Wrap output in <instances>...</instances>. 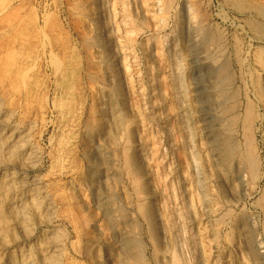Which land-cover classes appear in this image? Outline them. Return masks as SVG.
Listing matches in <instances>:
<instances>
[{
    "label": "rangeland",
    "instance_id": "obj_1",
    "mask_svg": "<svg viewBox=\"0 0 264 264\" xmlns=\"http://www.w3.org/2000/svg\"><path fill=\"white\" fill-rule=\"evenodd\" d=\"M106 1L115 19L92 23L90 0H0V111L42 149L28 174L45 182L58 221L34 226L22 242L37 246L44 231H58L71 253L62 264H264V0ZM107 70L118 77L107 98L122 113L109 133L98 112ZM225 136L240 152L231 160ZM4 219L0 264L15 259L19 243Z\"/></svg>",
    "mask_w": 264,
    "mask_h": 264
},
{
    "label": "bare ground",
    "instance_id": "obj_2",
    "mask_svg": "<svg viewBox=\"0 0 264 264\" xmlns=\"http://www.w3.org/2000/svg\"><path fill=\"white\" fill-rule=\"evenodd\" d=\"M113 2V1H112ZM109 3L108 1H106V0H90V8H88V9H91V14H90V18H91V21H92V23L93 22H95V23H99V22H101V21H103L104 22V18L106 17V16H109V17H111L112 18V20L113 19H115V16L114 15H116V14H114V12H115V10H114V8H115V4L114 3ZM120 2V1H119ZM88 3V2H87ZM111 4H114V6H112ZM160 4V3H159ZM259 4V3H258ZM156 5V4H155ZM168 5V4H167ZM263 5V4H262ZM128 6V5H127ZM171 6V5H170ZM169 6V7H170ZM89 7V6H88ZM114 7V8H113ZM171 8V7H170ZM118 8H116V10H117ZM128 10V9H127ZM170 10V9H169ZM89 12H90V10H88ZM164 11V10H163ZM192 11V10H191ZM118 12V11H117ZM116 12V13H117ZM88 15H89V13H88ZM125 15V14H124ZM87 16V15H86ZM118 16V15H117ZM88 17V16H87ZM106 18L105 20H106V22H109V20L108 19H110V18ZM89 18V19H90ZM118 18V17H117ZM136 19V18H135ZM253 19V18H252ZM108 20V21H107ZM140 20V19H139ZM249 21V20H248ZM111 22V21H110ZM115 22V21H114ZM125 22H126V19H125ZM102 23V22H101ZM111 23H113V21L111 22ZM110 23V24H111ZM129 23V22H128ZM259 23V22H258ZM126 24V23H125ZM90 25V24H89ZM106 25V24H105ZM116 25H118V22H117V24ZM257 25V24H256ZM94 26V25H93ZM107 26V25H106ZM100 27V26H99ZM102 27H104V25H102ZM109 27H112V26H109ZM119 27V26H118ZM117 26H116V30H115V32L116 31H118L117 30V28H118ZM122 27V26H121ZM75 28H76V26H75ZM93 28V27H92ZM95 29L97 28V25H96V27H94ZM74 29V28H73ZM94 29V30H95ZM101 29H104V28H101ZM110 29V28H109ZM113 30V29H112ZM111 29L109 30L110 32L112 31ZM103 31V30H102ZM108 31V30H107ZM109 31H108V33L106 34V35H108L109 34ZM98 32V31H97ZM113 32V31H112ZM96 33V32H95ZM126 33V32H125ZM260 33V32H259ZM101 34V33H100ZM113 34V33H112ZM124 34V33H123ZM129 34V33H128ZM95 35V34H94ZM97 35V34H96ZM119 35V34H118ZM81 36V35H80ZM84 36V35H83ZM103 36H104V34H103ZM109 36V35H108ZM110 36H112L111 34H110ZM120 36V35H119ZM123 36H125V34L123 35ZM91 37H92V35H91ZM91 37H90V39H91ZM100 37V36H99ZM99 37H97V39H99ZM114 37V36H113ZM118 37V36H117ZM263 37V36H262ZM90 39H89V41H90ZM93 39V38H92ZM108 39V38H107ZM118 39V38H117ZM94 40V39H93ZM48 41V40H47ZM100 41V40H99ZM102 41V40H101ZM109 41V40H108ZM116 41V40H115ZM115 41H113V42H115ZM118 41V40H117ZM116 41V42H117ZM123 41V40H122ZM211 41V40H210ZM97 42V41H96ZM107 42V41H106ZM119 42V41H118ZM43 43V42H42ZM88 43H90V42H88ZM47 44H48V42H47ZM52 44V43H51ZM94 44H96V43H94ZM98 44V43H97ZM108 44H109V42H108ZM112 44V43H111ZM114 44V43H113ZM112 44V45H113ZM116 44H119V43H116ZM85 45V44H84ZM110 45V44H109ZM115 45V44H114ZM48 46V45H47ZM51 46V45H50ZM50 46H49V48H50ZM98 46V45H97ZM120 46V45H119ZM121 46H123V44L121 45ZM210 47V46H209ZM44 48H45V46H44ZM44 48H42V49H44ZM89 48V47H88ZM93 48H94V46H93ZM97 48H99V47H97ZM101 48V47H100ZM99 48V49H100ZM110 48V47H109ZM116 48V47H115ZM122 48V47H121ZM124 48V47H123ZM46 49V48H45ZM47 49H48V47H47ZM117 49V48H116ZM119 49V48H118ZM26 50V49H25ZM56 50V49H55ZM91 50V49H90ZM48 51V50H47ZM169 51V50H168ZM48 52H50V50L48 51ZM95 52V51H94ZM102 52V51H101ZM100 52V53H101ZM110 52V51H109ZM118 52V51H117ZM122 52H124L123 50H122ZM5 53V52H4ZM46 53V52H45ZM52 52H50V54H51ZM96 53V52H95ZM108 52H106L105 54H107ZM121 53V52H120ZM37 54V53H36ZM49 54V53H48ZM49 54V55H50ZM104 54V53H103ZM108 54H110V53H108ZM119 54V53H118ZM123 54H125V52L123 53ZM122 54V55H123ZM5 55V54H4ZM17 55V54H16ZM64 55H66V54H64ZM96 55H99V54H97L96 53ZM100 55H102V54H100ZM121 55V56H122ZM47 56V55H46ZM53 56H54V54H53ZM52 56V57H53ZM19 57V56H18ZM50 57V56H49ZM55 57V56H54ZM57 57H58V55H57ZM99 57V56H98ZM102 57V56H101ZM8 58V57H7ZM35 58V57H34ZM62 58V57H61ZM104 58V57H103ZM107 58V57H106ZM119 58H120V56H119ZM163 58V57H162ZM259 58V57H258ZM6 59V58H5ZM37 59V58H36ZM55 59H56V57H55ZM64 59H67V58H64ZM112 59V58H111ZM121 59V58H120ZM52 60H54V58L52 59ZM51 60V61H52ZM59 60H60V58H59ZM89 60V59H88ZM97 60H98V58H97ZM105 60H108V59H105ZM54 61H57V60H54ZM100 61V60H99ZM213 61V60H212ZM263 61V60H262ZM47 62H49V61H47ZM58 62V61H57ZM61 62V61H60ZM123 62H124V60H123ZM214 62V61H213ZM53 62H51V64H52ZM100 63V62H99ZM103 63H104V59H103ZM111 63V62H110ZM163 63V62H162ZM59 64V63H58ZM61 64V63H60ZM97 64H98V62H97ZM121 64H123L122 62H121ZM128 64V63H127ZM213 64V63H212ZM262 64V63H261ZM11 65H12V62H11ZM10 65V66H11ZM53 65L55 66V65H57V64H54L53 63ZM53 65H52V67H53ZM65 65V64H64ZM95 65V64H94ZM111 65V64H110ZM119 65V64H118ZM9 66V67H10ZM122 66V65H121ZM125 66V65H124ZM123 66V67H124ZM65 67V66H64ZM96 67H97V65H96ZM122 67V68H123ZM164 67V66H163ZM166 67V66H165ZM20 68V67H19ZM18 68V69H19ZM54 68V67H53ZM58 68L59 67H57V69L56 68H54L55 69V71H54V69H53V71L54 72H56V70H58ZM106 68V67H105ZM108 68V67H107ZM167 68V67H166ZM178 68V67H177ZM176 68V69H177ZM25 69V68H24ZM61 69V68H60ZM23 70V69H22ZM65 70V69H64ZM96 70H97V68H96ZM102 70V69H101ZM113 70V69H112ZM122 70V69H121ZM124 70V69H123ZM127 70H129V69H125V71H127ZM218 70V69H217ZM27 71V70H26ZM29 71V70H28ZM99 71V70H98ZM103 71V70H102ZM164 71V70H163ZM7 72V71H6ZM60 72V71H59ZM95 72V71H94ZM100 72V71H99ZM128 72V71H127ZM167 72V71H166ZM222 72V71H221ZM261 72V71H260ZM259 72V73H260ZM23 73V72H22ZM117 73H118V71H117ZM18 74V73H17ZM61 74V73H60ZM59 74V75H60ZM96 74V73H95ZM120 75H121V73H119ZM118 74V75H119ZM125 74V73H124ZM225 74V73H224ZM51 75V74H50ZM262 75H264V74H262ZM22 76V75H21ZM54 76V75H53ZM62 76H63V74H62ZM61 76V77H62ZM65 76V75H64ZM103 76V77H102ZM125 76H126V74H125ZM259 76V75H258ZM17 77V76H16ZM57 77H58V75H57ZM60 77V76H59ZM60 77V78H61ZM101 77L104 79V81L106 82V84H104V86H101V87H99V88H101V89H98V90H101V92H99V93H101L100 94V99H99V104H100V109H99V114H100V117H101V121H102V124H103V126H105V127H107L108 128V130H107V132L108 131H111V130H109V129H111L112 127H114L116 124H117V122H119V120L117 121V117H118V115H120V114H122V113H120V108H119V106L118 107H116V106H113L112 104H111V98H107V83L109 82V81H114V80H116V73H114L113 71H111V70H107V71H105L104 73H103V75H101ZM65 78V77H64ZM102 78H101V80H102ZM118 78V77H117ZM130 78V77H129ZM229 78V77H228ZM260 78V77H259ZM263 78V77H262ZM126 79V78H125ZM218 79V78H217ZM127 80V79H126ZM129 80V79H128ZM229 80V79H228ZM118 81H119V79H118ZM122 81H124V80H122ZM231 81V80H230ZM59 82V81H58ZM63 82V81H62ZM115 82V81H114ZM126 82V81H125ZM55 83V82H54ZM56 83H57V81H56ZM55 83V84H56ZM64 83V82H63ZM96 83V82H95ZM119 83V82H118ZM179 83H181V82H179ZM111 84V83H110ZM130 84V83H129ZM226 84H228V83H226ZM68 85V84H67ZM70 85V84H69ZM178 86V85H177ZM179 86H181L180 84H179ZM258 86V85H257ZM65 87V86H64ZM67 87V86H66ZM116 87V86H115ZM172 87H173V84H172ZM60 88V87H59ZM118 88H119V86H118ZM174 88V87H173ZM180 88V87H179ZM178 88V89H179ZM109 89V88H108ZM181 89V88H180ZM17 90H19V88L17 89ZM66 90H67V88H66ZM110 90V89H109ZM113 90V89H112ZM118 90V89H117ZM116 90V91H117ZM120 90V89H119ZM170 90V89H169ZM173 90H175V88L173 89ZM55 90H53V92H54ZM57 91V90H56ZM55 91V92H56ZM63 92H61V93H64V89L62 90ZM15 92V91H14ZM109 92V91H108ZM121 92V91H120ZM138 92V91H137ZM182 92V91H181ZM17 93V92H16ZM68 93H69V89H68ZM68 93H66V94H68ZM112 93V92H111ZM118 93V92H117ZM58 94V93H57ZM178 94V93H177ZM180 94V93H179ZM221 94V93H220ZM46 95V94H45ZM55 95V94H54ZM64 95V94H63ZM110 95V94H109ZM113 95V94H112ZM121 95V94H120ZM129 95H130V93H129ZM216 95V94H215ZM14 96V95H13ZM12 96V97H13ZM61 96V95H60ZM221 96V95H220ZM182 97H183V95H182ZM217 97V96H216ZM230 97V96H229ZM1 98V97H0ZM56 98H57V96H56ZM60 98V97H59ZM113 98V97H112ZM115 98V97H114ZM172 98V97H171ZM222 98V97H221ZM62 99V98H61ZM60 99V100H61ZM116 99V98H115ZM234 99V98H233ZM45 100V99H44ZM54 100V99H53ZM63 100H64V98H63ZM171 100H173V99H171ZM175 100V99H174ZM52 101V100H51ZM56 101H58V100H56ZM96 101H97V99H96ZM125 101V100H124ZM201 101V100H200ZM215 101V100H214ZM0 102H1V100H0ZM52 102H54V101H52ZM121 102V101H120ZM119 102V103H120ZM9 103V102H8ZM36 103V102H35ZM45 103V102H44ZM55 103V102H54ZM116 103V102H115ZM169 103V102H168ZM195 103V102H194ZM26 104V103H25ZM58 104H60V103H58ZM63 104V103H62ZM114 104V103H113ZM123 104V103H122ZM125 104V103H124ZM27 105V104H26ZM115 105V104H114ZM117 105H118V103H117ZM249 105V104H248ZM264 104H262V107H264L263 106ZM60 106H61V104H60ZM60 106H57V107H59L60 108ZM71 106V105H70ZM98 106V105H97ZM96 106V107H97ZM214 106V105H213ZM54 107V106H53ZM52 107V108H53ZM56 107V106H55ZM56 107V108H57ZM195 107V106H194ZM252 107V106H251ZM8 108V107H7ZM26 108V107H25ZM56 108H54L55 110H56ZM9 109V108H8ZM11 109H12V107H11ZM94 109H95V107H94ZM123 109V108H122ZM7 110V109H6ZM39 110H40V108H39ZM60 110V109H59ZM67 110V109H66ZM69 110V109H68ZM98 110V109H97ZM97 110H95V111H97ZM246 110V112H247V109H245ZM14 111H15V109H14ZM75 111V110H74ZM73 111V112H74ZM95 111H93V112H95ZM197 111V110H196ZM230 111V110H229ZM251 111V112H250ZM10 113H11V110L9 111ZM55 112V111H54ZM58 112H60V111H58ZM70 112V111H69ZM69 112H64V114L66 113V115L65 116H67V114L69 113ZM122 112H123V110H122ZM125 112V111H124ZM248 112H250V113H252V110H250V108H249V111ZM9 113V114H10ZM12 113H13V111H12ZM17 113V112H16ZM61 113V112H60ZM63 113V112H62ZM71 113V112H70ZM120 113V114H119ZM138 113V112H137ZM232 113V112H231ZM234 113H235V111H234ZM5 114V113H4ZM55 114V113H54ZM126 114V113H125ZM124 114V115H125ZM185 114V113H184ZM12 115V114H11ZM18 115V114H17ZM56 115V114H55ZM55 115H53V116H55ZM72 115V114H71ZM178 116H179V114H177ZM247 115L249 116V114L247 113ZM247 115H245V116H247ZM7 116V115H6ZM60 116H61V114H60ZM135 116H137V115H135ZM251 116V115H250ZM124 117V116H123ZM126 117H127V115H126ZM221 117V116H220ZM18 118V117H17ZM53 118V117H52ZM67 118H69V117H67ZM74 118V117H73ZM120 118V117H119ZM130 118V117H129ZM180 118V117H179ZM182 118V117H181ZM230 118H232V116L230 117ZM251 118V117H250ZM56 119V118H55ZM124 119V118H123ZM126 119H128V118H126ZM125 119V120H126ZM233 119V118H232ZM236 119H238V118H236ZM244 119V118H243ZM10 120V119H9ZM8 119H6V118H4V115L1 113V111H0V221L2 220V219H7V220H10V222L12 223L11 225L13 226V229H14V231H15V234L16 235H18L17 237V239H18V242L19 243H17V245L15 246L16 247V253L15 254H13V255H15L14 256V260H8V261H5V262H3V263H1V264H62V261H63V258H64V256H65V254H67V251H68V249L66 248V246L67 245H65V243H64V241H62V240H60V237L58 236L57 237V232H53V231H50V232H48V231H44V234L41 236V240L39 241V243H37L36 245L37 246H34L35 245V243H34V245H26L24 242H22V238H23V236H28V234L29 233H31V230L33 229V227L34 226H37V225H41V224H43V223H52V222H55V221H57V216L55 215V210H56V206L54 205V202L52 201L53 199L50 197V192H49V190L47 189V187H46V185H44V181L42 180V178H41V176L39 175V176H37V175H33V176H30L29 174H28V172L31 170V169H33L34 167H36L37 165H39V163H41L42 162V160H43V153H42V149L37 145V144H35L33 141H32V135H31V129L28 127V128H22V127H19L18 125H13V123H10V121H9ZM50 120V119H49ZM62 120V119H61ZM97 120V119H96ZM186 120V119H185ZM222 120V119H221ZM220 120V121H221ZM249 120V122H250V119H248L247 118V121ZM41 121V120H40ZM98 121V120H97ZM205 121V120H204ZM227 121H229V120H227ZM231 121V120H230ZM235 121H237V120H235ZM22 122V121H21ZM33 122V121H32ZM42 122V121H41ZM55 122V121H54ZM59 122V121H58ZM65 123H66V121H64ZM68 122V121H67ZM123 122V121H122ZM126 122V121H125ZM128 122V121H127ZM232 122V121H231ZM31 123V122H30ZM49 123V122H48ZM57 123V122H56ZM55 123V124H56ZM120 123H121V121H120ZM120 123H118V124H120ZM140 123V122H139ZM230 123V122H229ZM233 123V122H232ZM232 123H230L231 125H232ZM235 123V122H234ZM251 123V122H250ZM14 124H16V123H14ZM22 124V123H21ZM20 124V125H21ZM28 124V123H27ZM35 124V123H34ZM52 124H53V122H52ZM62 124V123H61ZM122 124V123H121ZM128 124V123H127ZM133 124V123H132ZM253 124V123H252ZM32 125V124H31ZM58 125V124H57ZM56 125V126H57ZM247 125H250V124H247ZM29 126V125H28ZM33 126V125H32ZM31 126V127H32ZM35 126H37V125H35ZM63 126V125H62ZM62 126H61V128H62ZM100 126V125H99ZM102 126V125H101ZM128 126H130V125H128ZM233 126H235V125H233ZM232 126V127H233ZM242 126V125H241ZM44 127V126H43ZM117 127V126H116ZM119 127V126H118ZM226 127V126H225ZM63 128H64V126H63ZM62 128V129H63ZM103 128V127H102ZM120 128H121V126H120ZM125 128H127V126H125ZM227 128H229V127H227ZM234 128V127H233ZM250 128V127H249ZM34 128H32V130H33ZM68 128H66L65 130H67ZM117 128H115V130H116ZM129 129V128H128ZM145 129V128H144ZM243 129V128H242ZM244 129H245V127H244ZM252 129V128H251ZM251 129L249 130V132H251ZM68 130H70V129H68ZM118 130V129H117ZM127 130V129H126ZM225 130H228V129H225ZM248 130V129H247ZM122 131V130H121ZM232 131V130H231ZM242 131V130H241ZM62 132V131H61ZM69 132V131H68ZM120 132V131H119ZM124 133H125V131H123ZM128 132V131H127ZM224 132H226V131H224ZM228 132V131H227ZM230 132V131H229ZM234 132V131H233ZM246 132V131H245ZM244 132V133H245ZM248 132V131H247ZM248 132V133H249ZM34 133V132H33ZM42 133V132H41ZM40 133V134H41ZM65 133H67V131L65 132ZM109 133V132H108ZM118 133V132H117ZM121 133V132H120ZM236 133V132H235ZM242 133V132H241ZM48 134V133H47ZM116 134V133H115ZM128 134H129V132H128ZM133 134V133H132ZM131 134V135H132ZM232 134V133H231ZM234 134V133H233ZM253 134V133H252ZM42 136H43V134H41ZM58 135V134H57ZM63 135V134H62ZM117 135V134H116ZM115 135V136H116ZM130 135V136H131ZM140 135V134H139ZM244 135H246V134H244ZM249 135V134H248ZM251 135V134H250ZM118 136V135H117ZM120 136V135H119ZM122 136V135H121ZM126 136V135H125ZM161 136V135H160ZM46 137V136H45ZM44 137V138H45ZM67 137V136H66ZM124 137V136H123ZM137 137V136H136ZM243 137V136H242ZM246 137V136H245ZM248 137V136H247ZM252 137V136H251ZM250 137V138H251ZM40 138V137H39ZM59 138V137H58ZM57 138V140H59ZM118 138H120V137H118ZM122 138V137H121ZM128 138H129V136H128ZM133 138V137H132ZM225 138H226V136H225ZM37 139V138H36ZM35 139V140H36ZM51 139H52V137H51ZM51 139H49L50 141H51ZM130 139V138H129ZM220 139V138H219ZM218 139V140H219ZM34 140V141H35ZM38 140V139H37ZM36 140V141H37ZM120 140V139H119ZM118 140V141H119ZM138 140V139H137ZM189 140V139H188ZM217 140V141H218ZM247 140V139H246ZM248 140H249V138H248ZM60 141V140H59ZM58 141V142H59ZM68 141V140H67ZM217 141H214V142H217ZM219 141H221V140H219ZM232 141H233V139H232ZM55 142V141H54ZM58 142H56V143H58ZM63 142V141H62ZM61 142V143H62ZM111 142V141H110ZM121 142V141H120ZM128 142V141H127ZM187 142V141H186ZM213 142V143H214ZM40 143V142H39ZM38 143V144H39ZM64 143V142H63ZM63 143H62V145H63ZM70 143V142H69ZM68 143V144H69ZM129 143V142H128ZM132 143V142H131ZM133 143H135V142H133ZM136 143H137V141H136ZM139 143V142H138ZM137 143V144H138ZM152 143V142H151ZM243 143H246V141L245 142H243ZM59 144V143H58ZM118 144V143H117ZM142 144V143H141ZM140 144V145H141ZM190 144V143H189ZM210 144V143H209ZM218 144H220V143H218ZM217 144V145H218ZM249 144H250V142H249ZM115 145V144H114ZM119 145V144H118ZM188 145V144H187ZM215 145V144H214ZM217 145H215V146H217ZM221 145V144H220ZM237 145H239V144H237ZM245 145V144H244ZM244 145H243V148H244ZM247 146V148H248V146H251V145H248V143L246 144ZM45 146V145H44ZM56 146V145H55ZM59 146V145H58ZM128 146H129V144H128ZM128 146H126L127 148H128ZM147 146V145H146ZM151 146V145H150ZM240 146V145H239ZM242 146V145H241ZM254 146V145H253ZM252 146V147H253ZM60 147V146H59ZM125 147V148H126ZM130 147V146H129ZM172 147V146H171ZM213 147V146H212ZM223 149H224V152L226 153V155H227V157L228 158H230V160H231V158L232 157H235L236 156V154H238V152L236 151L237 149H235V147L230 143L229 144V140L226 138V139H224V141H223ZM131 148V147H130ZM137 148V147H136ZM149 148V147H148ZM189 148V147H188ZM214 148V147H213ZM242 148V149H243ZM249 148H251V147H249ZM55 149V148H54ZM215 149V148H214ZM218 149H220V148H218ZM241 149V150H242ZM56 150V149H55ZM69 150V149H68ZM240 150V151H241ZM255 150V149H254ZM66 151H67V148H66ZM124 151V150H123ZM126 151V150H125ZM124 151V152H125ZM213 151V150H212ZM216 151V150H215ZM218 151V150H217ZM256 151V150H255ZM138 152V151H137ZM151 152V151H150ZM219 152H220V150H219ZM243 152H244V149H243ZM59 154H57V155H59V157L64 153V151H62V150H60L59 152H58ZM128 153V152H127ZM151 153H154V151L153 152H151ZM240 153V152H239ZM253 153V152H252ZM252 153H251V150L250 149H247V151H245V154H244V160H245V163L248 165V169H249V171H250V173H251V175L252 176H254V174H255V170H256V162H255V160H254V158H256V157H254L253 158V156H252ZM138 154V153H137ZM217 154V153H216ZM68 155V154H67ZM140 155V154H139ZM220 155V154H219ZM224 155V154H223ZM235 155V156H234ZM126 156H127V154H126ZM141 156V155H140ZM144 156V155H143ZM142 156V157H143ZM150 156H153V155H150ZM215 156V155H214ZM54 157V156H53ZM58 157V156H57ZM65 157H68V156H65ZM135 157V156H134ZM238 157V156H237ZM46 158V157H45ZM144 158V157H143ZM150 158V157H149ZM198 158V157H197ZM219 158V157H218ZM61 159V158H60ZM123 160L125 159L124 157L122 158ZM138 159H139V157H138ZM138 159L136 160V161H138ZM146 159H148V157L146 158ZM145 159V160H146ZM151 159H152V157H151ZM221 159H223L222 157H221ZM239 159H243V158H239ZM238 159V160H239ZM47 160V159H46ZM58 160V159H57ZM65 160V159H64ZM127 160L129 161V162H131L130 164H132V162L133 161H135L133 158H132V156L131 157H128L127 158ZM153 160V159H152ZM219 160V159H218ZM51 161V160H50ZM49 161V162H50ZM56 161V160H55ZM61 161V160H60ZM70 161V160H69ZM125 161H126V159H125ZM127 161V162H128ZM148 161V160H147ZM146 161V162H147ZM228 161V160H227ZM58 162V161H57ZM56 162V163H57ZM126 162V163H127ZM128 162V163H129ZM139 162H142L141 160L139 161ZM144 162V161H143ZM151 163L152 162H154L153 164H155V161H150ZM158 162V161H157ZM222 162V161H221ZM257 162H258V160H257ZM66 163L67 162H62V164H60L59 165V167L58 168H56L55 169V171L58 173V174H63V173H66V171H67V169H66ZM123 163H124V161H123ZM138 163V162H137ZM148 163V162H147ZM147 163H145V164H147ZM240 163H241V161H240ZM243 163H244V161H243ZM47 164V163H46ZM45 164V165H46ZM50 164V163H49ZM48 164V165H49ZM52 164V163H51ZM55 164V163H54ZM125 164V163H124ZM123 164V166H125V168H126V165H124ZM130 164H128V165H130ZM140 164V163H139ZM227 164H231V163H227ZM233 164V163H232ZM236 164H238V163H236ZM41 165V164H40ZM135 165V164H134ZM136 165H138V164H136ZM135 165V166H136ZM148 166H149V164H147ZM240 164H238V166H239ZM242 165V164H241ZM245 165V164H244ZM131 166V165H130ZM133 166V165H132ZM243 166V165H242ZM147 167V166H146ZM150 167V166H149ZM153 167V166H152ZM259 167V166H258ZM122 168V167H121ZM131 168V167H130ZM133 168H134V166H133ZM136 168V167H135ZM135 168H134V170H135ZM139 168H141V167H138V169ZM148 168V167H147ZM154 168L156 169L157 168V165H156V167H155V165H154ZM43 169V168H42ZM41 169V170H42ZM46 169V168H45ZM129 169V168H128ZM132 169V168H131ZM149 169V168H148ZM258 169V168H257ZM49 170V169H48ZM51 170V169H50ZM126 170V169H125ZM137 170V169H136ZM136 170H135V172H136ZM142 170V169H141ZM144 170H146V169H144ZM150 170H152V169H150ZM157 170V169H156ZM131 171V170H130ZM129 171V172H130ZM147 171V170H146ZM155 171V170H154ZM248 171V172H249ZM128 172V173H129ZM144 172V171H143ZM241 172V171H240ZM247 172V173H248ZM46 173V172H45ZM45 173H43V174H45ZM48 173V172H47ZM199 173V172H198ZM244 173V172H243ZM37 174V173H36ZM126 174V173H125ZM129 174H132V171L129 173ZM133 174H135V173H133ZM132 174V175H133ZM140 174V173H139ZM73 175V174H72ZM138 175V174H137ZM148 175V174H147ZM256 175V174H255ZM44 176V175H43ZM46 176H48L47 174H46ZM71 176V175H70ZM141 176V175H140ZM143 176V175H142ZM68 177V176H67ZM131 177V176H130ZM134 177V176H133ZM136 177V176H135ZM135 177H134V179H135ZM157 177V176H156ZM184 177V176H183ZM256 177V176H255ZM44 178V177H43ZM46 178V177H45ZM56 178V177H55ZM59 178V177H58ZM139 177H137V179H138ZM145 178V177H144ZM147 178V177H146ZM254 178V177H253ZM53 179V178H52ZM132 179V178H131ZM133 179V180H134ZM149 179V178H148ZM200 179V178H199ZM63 180V179H62ZM67 181H68V179H66ZM65 180V181H66ZM132 180V181H133ZM140 180H143V178H141ZM50 181V180H49ZM136 181V180H135ZM138 181V180H137ZM136 181V182H137ZM72 182V181H71ZM139 182V181H138ZM137 182V183H138ZM154 182V181H153ZM62 183V182H61ZM196 183V182H195ZM71 184H73V183H71ZM142 184V183H141ZM144 184V183H143ZM142 184V185H143ZM226 184V183H225ZM69 185V184H68ZM75 185V184H74ZM136 185V184H135ZM134 185V186H135ZM133 186V187H134ZM136 186H138V184L136 185ZM144 186H145V184H144ZM144 186H142V187H144ZM148 186V185H147ZM147 186H146V188H147ZM190 186V185H189ZM66 187V186H65ZM65 187H64V189H65ZM75 187H77V186H75ZM140 187V186H139ZM50 188V187H49ZM72 188V187H71ZM68 189V188H67ZM66 189V190H67ZM76 189V188H75ZM51 190V189H50ZM74 190V187H73V189H72V191ZM76 191V190H75ZM55 193H57V192H55ZM53 194V193H52ZM148 194V193H147ZM81 195V194H80ZM148 196H149V194H148ZM55 196H53V198H54ZM52 199V200H51ZM56 199V198H55ZM148 199V198H147ZM151 201V200H150ZM147 203V202H146ZM58 205V204H57ZM60 205V204H59ZM151 205H152V202H151ZM154 205V204H153ZM138 206V205H137ZM146 206H147V204H146ZM145 208V207H144ZM154 208V207H153ZM150 209V208H149ZM141 210H143V208H141ZM147 210V209H146ZM156 210V209H155ZM152 211V210H151ZM57 212V211H56ZM59 212V211H58ZM64 212V211H63ZM142 213H144V212H142ZM147 214V213H146ZM145 214V215H146ZM154 214V213H153ZM81 215V214H80ZM83 215V214H82ZM142 216V215H141ZM156 216V215H155ZM175 216H177V215H175ZM148 217V216H147ZM153 217V216H152ZM172 217V216H171ZM170 217V218H171ZM145 218V217H144ZM154 218V217H153ZM167 218H169V217H167ZM176 218V217H175ZM4 219V220H5ZM4 220H3V226H6V224L4 223ZM7 220H5V222H9V221H7ZM155 220V219H154ZM174 220V219H173ZM173 220H172V222H173ZM145 221H146V219H145ZM148 221V220H147ZM163 221V220H162ZM175 221V220H174ZM61 222V221H60ZM156 222V221H155ZM166 222V221H165ZM167 222H168V220H167ZM167 222H166V224H167ZM57 223H58V221H57ZM63 223V222H62ZM147 223V222H146ZM169 223L171 224V221L169 220ZM176 223V225L178 224L177 223V221L176 222H174V224ZM5 224V225H4ZM64 224V223H63ZM149 224V223H148ZM173 224V223H172ZM171 224V225H172ZM58 225V224H57ZM150 225V224H149ZM170 225V226H171ZM47 226V225H46ZM54 226V225H53ZM63 226V225H62ZM68 226V225H67ZM155 226V225H154ZM173 226V225H172ZM171 226V227H172ZM2 227V226H1ZM1 227H0V241L2 240V245H4V243L6 242V241H4V243H3V237H2V235H4V233H2V230H1ZM7 227V226H6ZM10 227V226H9ZM8 227V228H9ZM63 227H65V225L63 226ZM93 227V226H92ZM150 227V226H149ZM174 227V226H173ZM55 228V227H54ZM62 227H60V229H61ZM70 228V227H69ZM155 228H156V226H155ZM167 228H168V225H167ZM3 229V228H2ZM56 229V228H55ZM54 229V230H55ZM59 229V228H58ZM59 229V230H60ZM63 229V228H62ZM61 229V230H62ZM65 229V228H64ZM67 229V228H66ZM150 229V228H149ZM174 229H176V228H174ZM173 229V230H174ZM6 230V229H5ZM4 230V231H5ZM9 230V229H8ZM35 230V229H34ZM46 230V229H45ZM60 230V231H61ZM157 230V229H156ZM170 230H171V228H170ZM177 230H179V229H177ZM198 230V229H197ZM245 230V229H244ZM36 231V230H35ZM64 231V230H63ZM63 231H61V232H63ZM70 231V230H69ZM150 231V230H149ZM153 231H155V230H153ZM175 231V230H174ZM34 232V231H33ZM32 232V233H33ZM68 232V231H67ZM152 232V231H151ZM157 232V231H156ZM173 232V231H172ZM177 232V231H176ZM179 232V231H178ZM197 232V231H196ZM31 233V234H32ZM60 233V232H59ZM150 233V232H149ZM175 233V232H174ZM245 233V232H244ZM247 233V232H246ZM245 233V234H246ZM14 234V233H13ZM14 234V235H15ZM61 234V233H60ZM64 234V233H63ZM67 234V233H66ZM250 234V233H249ZM249 234H248V236H249ZM7 236H9L8 234H6ZM68 235V234H67ZM66 235V236H67ZM172 236V235H171ZM62 237V236H61ZM65 237V236H64ZM68 237V236H67ZM173 237H175L174 235H173ZM179 237V236H178ZM251 237H252V235H251ZM16 238V237H15ZM250 238V237H249ZM4 239H5V237H4ZM63 239V238H62ZM175 239V238H174ZM182 239V238H181ZM194 239V238H193ZM256 239V238H255ZM10 240H12V239H10ZM13 240H15V239H13ZM24 240V239H23ZM200 240V239H199ZM250 240V239H249ZM38 241V240H37ZM173 241H175V240H173ZM196 241V240H195ZM255 241V240H254ZM257 241H258V239H257ZM66 242V241H65ZM70 242H73V241H70ZM192 242V241H191ZM197 242V241H196ZM259 242V241H258ZM200 243V242H199ZM256 243V242H255ZM7 244V243H6ZM73 244V243H72ZM7 245H10L9 243L7 244ZM69 245H71V243L69 244ZM245 245V244H244ZM260 244L258 243V246H259ZM1 246V245H0ZM91 246H92V244H91ZM2 247V246H1ZM5 247V246H4ZM68 247V246H67ZM71 247V246H70ZM73 247V246H72ZM71 247V248H72ZM254 247V246H253ZM258 248V247H257ZM6 249V248H5ZM13 250V249H12ZM71 250H73V249H71ZM5 251V250H4ZM73 252H75V250L73 251ZM95 252V251H94ZM178 252V251H177ZM68 253H70V251H68ZM3 254V253H2ZM71 254V253H70ZM89 254H90V252H89ZM89 254L87 253V255L89 256ZM180 254V253H179ZM11 255V254H10ZM75 255V254H74ZM94 255H95V253H94ZM194 255V254H193ZM12 256V255H11ZM69 256H71V255H69ZM97 256V255H96ZM251 256V255H250ZM1 257V256H0ZM13 257V256H12ZM89 257H91V256H89ZM94 257V256H93ZM173 257H174V254H173ZM178 257V256H177ZM176 257V258H177ZM202 257H204V256H202ZM2 258V257H1ZM175 258V259H176ZM252 258V257H251ZM71 259H73L74 261L76 260L75 259V257H73V256H71ZM94 259V258H93ZM259 259V258H258ZM72 260V261H73ZM95 260V259H94ZM96 260H97V258H96ZM172 260H173V258H172ZM97 261H99V260H97ZM174 261V260H173ZM195 261V260H194ZM75 262H77V261H75ZM74 262V263H75ZM95 262V261H94ZM177 263V262H176ZM258 263H260V261H258ZM243 264V263H242Z\"/></svg>",
    "mask_w": 264,
    "mask_h": 264
}]
</instances>
